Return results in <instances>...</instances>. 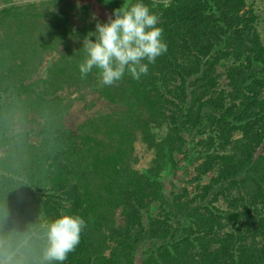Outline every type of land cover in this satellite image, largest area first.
<instances>
[{
	"label": "trees",
	"instance_id": "obj_1",
	"mask_svg": "<svg viewBox=\"0 0 264 264\" xmlns=\"http://www.w3.org/2000/svg\"><path fill=\"white\" fill-rule=\"evenodd\" d=\"M93 2L100 19L87 0L0 10V264H41L46 225L66 213L87 223L66 264H264L253 1L144 0L168 51L113 86L78 66L84 37L110 17L102 5L128 0ZM77 103L87 114L73 129ZM139 139L154 152L146 168Z\"/></svg>",
	"mask_w": 264,
	"mask_h": 264
},
{
	"label": "clouds",
	"instance_id": "obj_2",
	"mask_svg": "<svg viewBox=\"0 0 264 264\" xmlns=\"http://www.w3.org/2000/svg\"><path fill=\"white\" fill-rule=\"evenodd\" d=\"M110 3L111 0H104ZM159 15L144 0H128L104 22H97L83 42L82 78L98 70L99 82L113 86L126 74L134 80L149 73V65L168 51ZM87 223L80 215L61 214L46 225L47 246L41 264H66L75 252Z\"/></svg>",
	"mask_w": 264,
	"mask_h": 264
},
{
	"label": "rangeland",
	"instance_id": "obj_3",
	"mask_svg": "<svg viewBox=\"0 0 264 264\" xmlns=\"http://www.w3.org/2000/svg\"><path fill=\"white\" fill-rule=\"evenodd\" d=\"M48 1H50V0H9V2L7 0H0V10L3 9L5 6H9V5L19 6V5H23V4H28L30 2H48ZM87 1H88L89 5H90V3H92L94 5V8H93L94 16L96 15L97 19H100L101 17H103V14H102L101 10L98 11L96 3L93 2L95 0H87ZM252 1H253L254 9L258 12V14L262 15V20L260 21V24H259V31H260V34L262 36V39H264V0H249V3L252 2ZM164 3L168 4V1H166ZM102 6H103L102 7L103 13L106 16H111V14L113 13V9L110 8V7H107L105 5H102ZM94 30H95V28H94ZM36 76L37 77H41L42 76V70L39 69L38 74ZM81 107H82V104H81ZM81 107H80L79 103L76 104V108H78V110ZM101 107H103V105H101L100 108ZM105 109H107V108H105ZM86 114H87L86 110L77 111L76 112V118L74 120H72V121L71 120L69 121V126H73V129H75L76 128L75 125L78 124L81 120L85 119ZM37 127L38 126H36L35 130L38 129ZM154 134H155V132H154ZM160 134H161V132H160ZM37 140H38L37 137L32 135L31 141L37 142ZM147 149L148 148H147L146 144L143 143L139 139L137 141V143H136V152H137V154L139 156H141L140 164L138 166L140 168L148 167L149 166L148 162L150 161V159L154 155L153 151L152 152L151 151H147ZM192 164L194 165V163H192ZM185 179L182 178V185H181L182 187L188 186L187 183H185ZM33 187H34V185H33ZM136 259H137V261H136L137 264H142V260L140 259L139 255L136 257Z\"/></svg>",
	"mask_w": 264,
	"mask_h": 264
}]
</instances>
